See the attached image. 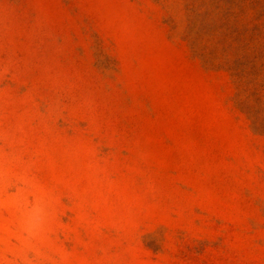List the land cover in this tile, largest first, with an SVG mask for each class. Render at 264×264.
<instances>
[{
  "label": "rangeland",
  "instance_id": "obj_1",
  "mask_svg": "<svg viewBox=\"0 0 264 264\" xmlns=\"http://www.w3.org/2000/svg\"><path fill=\"white\" fill-rule=\"evenodd\" d=\"M0 264H264V0H0Z\"/></svg>",
  "mask_w": 264,
  "mask_h": 264
}]
</instances>
